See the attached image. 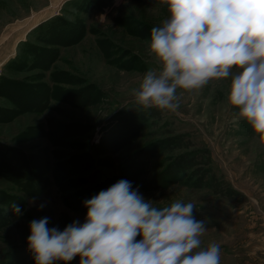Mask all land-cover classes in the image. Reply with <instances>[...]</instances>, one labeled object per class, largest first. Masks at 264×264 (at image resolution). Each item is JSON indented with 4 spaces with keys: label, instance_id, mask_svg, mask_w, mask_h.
<instances>
[{
    "label": "rangeland",
    "instance_id": "obj_1",
    "mask_svg": "<svg viewBox=\"0 0 264 264\" xmlns=\"http://www.w3.org/2000/svg\"><path fill=\"white\" fill-rule=\"evenodd\" d=\"M59 15L71 17L85 35L70 46L47 47L35 37L44 30L33 28ZM169 17L165 0H0V77L28 85L46 102L12 115L3 110L13 104L0 97V156L14 162L22 151L30 166L44 165L38 174L47 177L29 196L0 173V264H35L28 246L31 221L47 217L48 227L60 231L74 221L83 224L84 201L121 179L158 208L177 200L194 203V217L206 221L202 247L219 243L221 264H264V141L246 121L234 119L231 78L178 89L175 112L145 110L132 94L143 74L158 66L149 47L151 29ZM34 44L53 52L30 55ZM38 54L44 58L35 62L31 57ZM57 122L84 128L55 146L43 131ZM121 134L125 140L112 139ZM53 150L62 161H55ZM74 155L86 157L84 166L55 185L58 169ZM204 160L243 195V203L220 196L213 181L203 179L206 169H198ZM91 179L97 180L93 186Z\"/></svg>",
    "mask_w": 264,
    "mask_h": 264
},
{
    "label": "clouds",
    "instance_id": "obj_2",
    "mask_svg": "<svg viewBox=\"0 0 264 264\" xmlns=\"http://www.w3.org/2000/svg\"><path fill=\"white\" fill-rule=\"evenodd\" d=\"M165 3L170 17L150 36L158 66L132 90L136 103L175 112L178 89L199 90L210 80L230 77L228 101L238 109L234 119L246 121L264 141V0ZM84 206L85 222L74 221L63 231L49 228L47 217L30 222L35 264H70L77 256L79 264H221L219 243L202 247L206 221L194 217L192 202L158 208L121 179Z\"/></svg>",
    "mask_w": 264,
    "mask_h": 264
},
{
    "label": "trees",
    "instance_id": "obj_3",
    "mask_svg": "<svg viewBox=\"0 0 264 264\" xmlns=\"http://www.w3.org/2000/svg\"><path fill=\"white\" fill-rule=\"evenodd\" d=\"M88 1V0H86ZM72 5H75L73 3ZM76 25L72 24L68 19H64L62 16H55L53 18L48 19L44 24L38 25L32 32H41L42 29L44 30L42 35L35 36L37 37L36 40L39 42H43L44 44H47V47H53V46H70L72 45L73 41H78L79 39H82V35H85L84 30H81L80 32L78 29L76 30ZM31 32V33H32ZM31 35V34H30ZM24 43V42H23ZM46 47V46H45ZM36 45H33V49L28 50V54L32 55L35 50H37ZM39 52H53L51 48L47 49H38ZM38 52V53H39ZM45 54V53H42ZM34 55V54H33ZM35 62L41 60L44 58V56H41V54H38L37 57H31ZM49 68V67H47ZM10 91H13L11 93ZM50 91V89H49ZM10 92V93H8ZM80 94H78L77 97H79ZM49 97V94H45V97ZM0 97L6 98L11 102L12 108L4 109V112H9L12 115H20L24 112H32L34 109H37L42 103L40 102V96L36 92H33L30 90V87L28 85H24L23 83L17 82V80H10L8 78L0 77ZM82 105L87 103V96H80L79 100ZM39 103V104H38ZM46 103V102H45ZM44 103V104H45ZM3 111H0V115H3ZM49 128L47 130H44L43 133L47 135L50 139L53 145L58 146L59 144L57 142V139L61 138L64 139L65 137H74L75 134H77L79 129L84 128L83 125L80 124H72V125H65L61 124L60 122H57L56 124H49ZM137 126L136 122L132 128H135ZM127 137V134H121V136L113 137L112 139H118V140H125ZM115 145L121 146L119 142H116ZM73 148L72 146H69ZM15 151V150H13ZM54 151V150H53ZM51 154V153H50ZM55 161H62L61 155H59V152H55ZM16 159L14 162H7L6 157L3 158V156H0V168H2L5 173L0 172L2 174L11 175L13 178H10L13 183H17L19 187L22 188L23 192L28 194L29 196L34 195L36 191L40 189V186L47 183V177L44 180L42 176H40L39 171L40 168L44 165L37 166L36 163H32L33 166L29 165V162L24 155V153L18 152L15 154ZM181 158V157H180ZM179 158V159H180ZM86 157L83 155H74L72 159H68L67 161L62 163V166L58 169V176L55 175V185H60L62 182L69 179V176H73L76 173H78L85 163ZM183 162V160L181 161ZM49 164V163H48ZM47 164V165H48ZM200 167L198 171L205 170V173L202 175L203 179L207 178L208 181L211 182L215 186V192L219 194L222 197H225L231 201H235L236 204L243 203V195L240 194L238 191L232 189L230 186H228L227 182L224 180L218 179L217 176L212 172V170L209 169L210 167V161L204 160L201 162ZM206 167V168H205ZM36 168V172L33 171V169ZM52 168V167H50ZM58 168V167H56ZM204 172V171H203ZM47 173V172H46ZM209 178V179H208ZM97 183V180L91 179V186L95 185ZM38 194V193H37Z\"/></svg>",
    "mask_w": 264,
    "mask_h": 264
},
{
    "label": "crops",
    "instance_id": "obj_4",
    "mask_svg": "<svg viewBox=\"0 0 264 264\" xmlns=\"http://www.w3.org/2000/svg\"><path fill=\"white\" fill-rule=\"evenodd\" d=\"M36 27H37V26H36ZM36 27H35V28H36ZM35 28H33V29H35ZM33 29H31V30H33ZM29 31H30V30H29ZM29 31H28V32H29ZM28 32H27V33H28Z\"/></svg>",
    "mask_w": 264,
    "mask_h": 264
}]
</instances>
